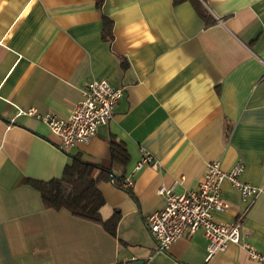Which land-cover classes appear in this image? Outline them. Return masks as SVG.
<instances>
[{"label":"crops","instance_id":"obj_1","mask_svg":"<svg viewBox=\"0 0 264 264\" xmlns=\"http://www.w3.org/2000/svg\"><path fill=\"white\" fill-rule=\"evenodd\" d=\"M214 22L173 0H0V264H260L230 244L207 259L202 230L165 251L146 223L177 194L202 181L206 165H245L241 179L260 189L243 201L225 181L224 223L239 222L241 243L264 255V0H203ZM104 16L113 38H104ZM124 88L113 119L87 144L64 147L48 125L25 114L68 118L87 82ZM127 149L113 164L130 191L98 184L103 220L116 234L66 209L45 208L26 180L61 179L80 155L110 163V142ZM160 164L136 170L143 153ZM131 192V194H130Z\"/></svg>","mask_w":264,"mask_h":264},{"label":"built area","instance_id":"obj_2","mask_svg":"<svg viewBox=\"0 0 264 264\" xmlns=\"http://www.w3.org/2000/svg\"><path fill=\"white\" fill-rule=\"evenodd\" d=\"M82 95V100L66 119L53 114L41 115L35 109L25 114L48 125L64 147L76 143L87 144L96 137L99 127L113 119L114 108L123 97L124 88L114 87L105 80H93L86 83ZM145 165L155 169L160 167L152 155L146 152L135 169L140 170ZM244 171L245 165L241 162L229 170H223L218 161H211L206 165L205 175L196 188L182 194L160 188L159 195L164 198L165 205L146 218L149 231L157 242V249L165 251L178 239L192 237L202 230L208 240L207 259L217 252L225 251L230 244H235L246 250L251 259L264 264V255L252 245L241 243L239 222L224 223L213 216L214 212L225 211L230 207L222 196V184L225 181L240 193L243 201L255 199L260 194L259 188L241 179ZM132 184L133 175L123 181L124 188H130Z\"/></svg>","mask_w":264,"mask_h":264},{"label":"trees","instance_id":"obj_3","mask_svg":"<svg viewBox=\"0 0 264 264\" xmlns=\"http://www.w3.org/2000/svg\"><path fill=\"white\" fill-rule=\"evenodd\" d=\"M203 0H173L174 5L190 3L200 18L210 25L214 22L212 16L204 6ZM104 0H96V5L101 8ZM112 21L104 16V38H113ZM110 163L84 160L80 155L74 156L72 163L64 169L61 179L48 182L26 180V183L40 193L42 204L45 208L54 210L66 209L73 216L95 223H100L111 235L116 234L119 217L114 215L109 220H103L101 209L105 204L104 197L98 189V184L111 178L119 188L123 187V177L113 172V164L126 167L129 162L127 149L122 143L110 142ZM131 194V192H130Z\"/></svg>","mask_w":264,"mask_h":264},{"label":"water","instance_id":"obj_4","mask_svg":"<svg viewBox=\"0 0 264 264\" xmlns=\"http://www.w3.org/2000/svg\"><path fill=\"white\" fill-rule=\"evenodd\" d=\"M119 264H123V263L121 262ZM126 264H144V261H142V260H135V261H131V262L126 263Z\"/></svg>","mask_w":264,"mask_h":264}]
</instances>
